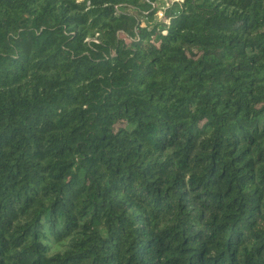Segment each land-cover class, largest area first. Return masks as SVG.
Masks as SVG:
<instances>
[{
  "label": "trees",
  "instance_id": "trees-1",
  "mask_svg": "<svg viewBox=\"0 0 264 264\" xmlns=\"http://www.w3.org/2000/svg\"><path fill=\"white\" fill-rule=\"evenodd\" d=\"M0 264H264V0H0Z\"/></svg>",
  "mask_w": 264,
  "mask_h": 264
},
{
  "label": "built area",
  "instance_id": "built-area-1",
  "mask_svg": "<svg viewBox=\"0 0 264 264\" xmlns=\"http://www.w3.org/2000/svg\"><path fill=\"white\" fill-rule=\"evenodd\" d=\"M152 8H156V17L161 20L163 17L164 9L171 3H180L183 0H145ZM167 22V21H166ZM87 40V39H86Z\"/></svg>",
  "mask_w": 264,
  "mask_h": 264
},
{
  "label": "rangeland",
  "instance_id": "rangeland-1",
  "mask_svg": "<svg viewBox=\"0 0 264 264\" xmlns=\"http://www.w3.org/2000/svg\"><path fill=\"white\" fill-rule=\"evenodd\" d=\"M157 18V17H156Z\"/></svg>",
  "mask_w": 264,
  "mask_h": 264
}]
</instances>
